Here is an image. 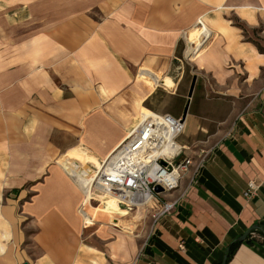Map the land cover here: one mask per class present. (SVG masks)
Returning a JSON list of instances; mask_svg holds the SVG:
<instances>
[{
	"label": "crops",
	"instance_id": "0c3cea01",
	"mask_svg": "<svg viewBox=\"0 0 264 264\" xmlns=\"http://www.w3.org/2000/svg\"><path fill=\"white\" fill-rule=\"evenodd\" d=\"M235 18L258 28L264 0H0V264H218L264 223V53ZM145 111L185 119L177 143L208 158L142 246L141 210L94 221L110 203L66 168L95 176ZM253 236L227 264H264Z\"/></svg>",
	"mask_w": 264,
	"mask_h": 264
},
{
	"label": "built area",
	"instance_id": "2783aa9c",
	"mask_svg": "<svg viewBox=\"0 0 264 264\" xmlns=\"http://www.w3.org/2000/svg\"><path fill=\"white\" fill-rule=\"evenodd\" d=\"M208 38L202 35L200 47L194 45L195 51L189 54L190 59L205 46ZM184 130L183 119L157 114L146 117L135 132L103 162L92 183L91 201L109 194L124 201L128 211L147 209L154 221L173 214L184 193L177 198H171V195L180 188L186 174L191 173L192 182H197L208 158L206 153H186L192 150L177 143ZM164 142L173 145L175 151L168 154L161 152ZM156 187H161L163 192L157 193ZM259 191L260 185L250 182L244 197L254 199Z\"/></svg>",
	"mask_w": 264,
	"mask_h": 264
},
{
	"label": "rangeland",
	"instance_id": "374dc122",
	"mask_svg": "<svg viewBox=\"0 0 264 264\" xmlns=\"http://www.w3.org/2000/svg\"><path fill=\"white\" fill-rule=\"evenodd\" d=\"M233 21H234L235 24H237V25L240 24L241 26L244 27V31H245L246 38L250 39L257 46H259L262 49L261 52L264 53V24H260V26L258 28L253 29V28L246 27L244 24L240 23V21L238 19H236V18L233 19ZM24 30H29V33L31 34L32 32L36 31V25L30 23L28 25L27 29L25 28ZM12 31H13L14 36H19V34L21 33V31L19 30V26H17V27L14 26L13 29H12ZM192 131H193V127H191L189 125L186 133L189 134V135H191ZM112 134H113L112 131H109L108 133L104 134L105 140H107V141L110 140L111 137H112ZM74 151H77V150H74ZM80 152L83 155L87 156L88 158H91L96 164H98V165L100 164V163H98L97 161H95L92 158V156L90 155L89 152H86L84 150L83 151H80ZM64 160H68V157L64 158ZM100 166H101V164H100ZM66 171H68L78 181V183L85 188V194L88 196V189L82 184L81 178L78 177V175L75 172H73V170L70 169V168H66ZM101 200L102 199H95V200H93V206L94 207H98L99 205H101V203H102ZM85 203L86 204H89L90 203V201L88 200V197H87ZM115 205L118 206L116 203H115ZM109 206L106 207L104 205L100 209H98V210L96 209V211L99 212V213L96 212V215H95L96 220H94V221H100L98 219L100 218L101 215H104L105 217H107V215H106V213H107L106 212V209H110V208H108ZM118 208H119V206H118ZM84 209L86 210V212L88 214L90 213V211L87 210L88 208L86 209V208H84V206L82 207V212L83 213H85ZM140 210H141V213L143 215H145L144 218H143L144 225H143V227L141 229L142 231L141 232H136V235H139L140 236V240L142 242L141 244L143 246V243L145 241V238L147 237L148 233L150 232V230H151V228H152V226L154 224V219L152 218L151 214L149 213V211L147 209L140 208ZM136 211L137 210H134L132 213H135ZM117 214H119V213H117ZM117 214H115V215H117ZM88 221L89 220H86V222H88Z\"/></svg>",
	"mask_w": 264,
	"mask_h": 264
},
{
	"label": "bare ground",
	"instance_id": "6f19581e",
	"mask_svg": "<svg viewBox=\"0 0 264 264\" xmlns=\"http://www.w3.org/2000/svg\"><path fill=\"white\" fill-rule=\"evenodd\" d=\"M195 37V36H194ZM193 37V41L194 42H192V45H190V54L192 53V51L194 52L195 51V49H194V43H195V38ZM194 49V50H193ZM143 114H147V115H145L143 118H142V120H140V122H138L137 124H136V127L138 128L141 124H142V122L144 121V119H146V117L148 118L150 115H152V113L151 112H149V111H145ZM136 127L134 128V130L136 129ZM160 151L161 152H164V153H166V154H168V153H172L173 151H175V148H174V146L173 145H171L169 142H164L163 143V145H162V148H160ZM96 168H98V170H97V172H96V175H97V173L101 170V168H102V166H99V167H96ZM77 174V173H76ZM78 175V177H80L81 178V182H82V184L88 189V200L90 201V203H91V187H92V183H93V181H94V179H95V177H96V175L95 176H93V177H91V178H86V177H84V176H82V175H80V174H77ZM103 197V198H102ZM99 199H102L101 201H107V202H109L110 203V206H109V204H105V206L107 207V206H109L108 208H110V209H106V215H107V219L110 221V220H113L114 219V215L116 214L115 212L116 211H118L119 210V208H118V206H122V207H124L125 208V203H124V201H122V200H119V199H117L116 197H114V196H111V195H109V194H104V195H102V196H100L99 197ZM114 203V204H113ZM115 203L118 205V206H116L115 205ZM87 206H89L88 204H87ZM86 209H87V207H86ZM97 210L98 209H100V208H96ZM120 211V210H119ZM99 213V212H98ZM114 222V221H113Z\"/></svg>",
	"mask_w": 264,
	"mask_h": 264
},
{
	"label": "water",
	"instance_id": "95a60500",
	"mask_svg": "<svg viewBox=\"0 0 264 264\" xmlns=\"http://www.w3.org/2000/svg\"><path fill=\"white\" fill-rule=\"evenodd\" d=\"M195 84H196V79L193 80V83H192V86H191V90H190V93H189V97L191 98L192 95H193V92H194V89H195ZM188 108H189V105L187 107V111H188ZM187 114V112H186ZM185 120V119H183ZM156 192L157 193H160V192H163V189L161 187H156ZM262 230V227L260 225H254L252 226L246 233H244L242 236H240L238 239H237V242L238 243H244L249 236L255 234L256 232H260ZM229 252V250H228ZM228 252H227V255L225 256L222 264H227L228 263Z\"/></svg>",
	"mask_w": 264,
	"mask_h": 264
},
{
	"label": "trees",
	"instance_id": "16d2710c",
	"mask_svg": "<svg viewBox=\"0 0 264 264\" xmlns=\"http://www.w3.org/2000/svg\"><path fill=\"white\" fill-rule=\"evenodd\" d=\"M238 26L244 30L243 26H241L240 24ZM258 48L260 51H262V49L259 46H258ZM260 226L262 227V230L260 232H256L255 234L264 239V223H261ZM254 239H255V237L253 235H251L248 237V239L245 242H251ZM240 245H242V243H238L237 239H236V241L234 240L233 242L230 243L229 252H228V261L233 257V255L235 254L236 250L238 249V247ZM218 264H222V263H218Z\"/></svg>",
	"mask_w": 264,
	"mask_h": 264
}]
</instances>
